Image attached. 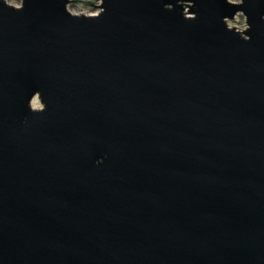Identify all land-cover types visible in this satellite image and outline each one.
<instances>
[{"label":"water","instance_id":"1","mask_svg":"<svg viewBox=\"0 0 264 264\" xmlns=\"http://www.w3.org/2000/svg\"><path fill=\"white\" fill-rule=\"evenodd\" d=\"M66 2L0 0V264H264V0Z\"/></svg>","mask_w":264,"mask_h":264},{"label":"clouds","instance_id":"2","mask_svg":"<svg viewBox=\"0 0 264 264\" xmlns=\"http://www.w3.org/2000/svg\"><path fill=\"white\" fill-rule=\"evenodd\" d=\"M71 2H75V0H67L66 4H65V11L70 15L73 16V12L69 10V4ZM97 0H87V4H96ZM227 4L232 5V6H242L245 3V0H226ZM24 3L25 0H22V2L17 3L16 0H4L3 5L6 7H9L13 10L16 11H22L23 7H24ZM99 4L101 5L99 12H95L94 10L90 11L89 14L87 15H83L84 18H88V19H96L99 18V16L101 14H103L105 12V8L102 6L104 4V0H99ZM180 7L183 9L182 11V17L186 20H195L197 18V14L192 12L193 15L189 16L187 14V11L189 8H193L195 7V4L193 2V0H176L175 5L173 3H165L163 5L164 9L166 11H173L175 7ZM82 15L75 13L76 18H80ZM233 19H237V20H241V26L240 27H234L231 23H229L231 20ZM247 16L245 14L244 11H237L234 14L233 18H228V17H224L223 18V23L226 25V28L228 31H233L235 32V34H237L239 36V38L245 42L249 41L251 39L250 36L247 35V37L245 38L244 36V30H248L250 28V25L247 22ZM262 19H264V17H262ZM36 96H40L39 92L34 93L29 102H28V108L33 112V97ZM95 163L97 165H99L100 163H102L101 160H96Z\"/></svg>","mask_w":264,"mask_h":264},{"label":"rangeland","instance_id":"3","mask_svg":"<svg viewBox=\"0 0 264 264\" xmlns=\"http://www.w3.org/2000/svg\"><path fill=\"white\" fill-rule=\"evenodd\" d=\"M4 1V0H3ZM80 1H87V0H80ZM17 3H20L21 0H16ZM99 3L96 2V4H94V6H98ZM69 10L73 12V14L78 13L82 15H87L90 13V11L94 10L95 12H99V9L97 7H88L86 5L83 4H76L74 2H71L69 4ZM229 23H231L234 27H240L241 26V20H237V19H233L232 21H230ZM42 108V105L40 104L39 100L37 97L33 98V109H40Z\"/></svg>","mask_w":264,"mask_h":264},{"label":"bare ground","instance_id":"4","mask_svg":"<svg viewBox=\"0 0 264 264\" xmlns=\"http://www.w3.org/2000/svg\"><path fill=\"white\" fill-rule=\"evenodd\" d=\"M73 15H75V14H73Z\"/></svg>","mask_w":264,"mask_h":264}]
</instances>
